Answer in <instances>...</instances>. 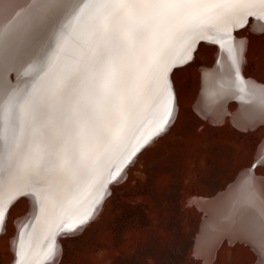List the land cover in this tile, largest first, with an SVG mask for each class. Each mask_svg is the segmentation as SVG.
Wrapping results in <instances>:
<instances>
[{"label":"snow or ice","instance_id":"1","mask_svg":"<svg viewBox=\"0 0 264 264\" xmlns=\"http://www.w3.org/2000/svg\"><path fill=\"white\" fill-rule=\"evenodd\" d=\"M37 7L46 10L39 29L43 74L22 98L14 89L0 100V225L22 196L38 207L61 205L71 216L75 190L102 175L96 146L119 122L103 153L107 167L122 154L145 97L154 87L167 91L166 57L175 42L194 50L209 30H236L248 17H264V0H46ZM164 114L156 135L169 123L168 104Z\"/></svg>","mask_w":264,"mask_h":264},{"label":"rangeland","instance_id":"2","mask_svg":"<svg viewBox=\"0 0 264 264\" xmlns=\"http://www.w3.org/2000/svg\"><path fill=\"white\" fill-rule=\"evenodd\" d=\"M256 31L245 25L236 34L247 39L245 71L264 82V30ZM218 61L217 45L205 41L192 60L176 69V121L138 150L124 181L113 182L99 216L78 232L56 235L62 254L51 264H209L206 253L196 252L207 215L198 199L226 191L243 170L264 176V159L257 155L264 145V124L243 128L229 115L217 122L198 110L202 69ZM30 207L27 197L10 207L9 231L0 238V264L18 263L12 246L18 234L15 221ZM223 240L213 264L257 262L246 242Z\"/></svg>","mask_w":264,"mask_h":264},{"label":"bare ground","instance_id":"3","mask_svg":"<svg viewBox=\"0 0 264 264\" xmlns=\"http://www.w3.org/2000/svg\"><path fill=\"white\" fill-rule=\"evenodd\" d=\"M44 3L46 0H0V100L14 89L19 91L22 98L31 87L32 81L43 74L44 67L39 63L41 42L39 29L45 23L46 10L37 6ZM246 26L262 32L264 17L257 13L252 18H247ZM239 29L227 32L209 30L205 33L204 40L192 46L194 50L188 49L179 40L175 42L166 57L169 69L165 74L167 91L161 87H154L145 97L143 108L126 130L121 144L122 154L108 163L107 167L103 153L112 135L118 131L119 122L112 126L104 142L96 146L95 153L100 158L97 172H102V175L99 176L96 185L88 186L87 182H82L75 190L77 202L71 216L64 215V208L61 205L54 206L42 202L38 207L32 198L27 197L31 201V207L27 215L15 221L18 225V234L12 245L19 264L54 263L62 254V241L56 235L78 232L88 221L97 217L104 199L113 188V182H122L129 174L127 167L134 163L135 156L141 148L139 145L145 139L150 138V142L156 136V123L160 116L165 115V104H168L171 110V115L165 116L169 121L166 129L176 121L179 104L174 87V73L182 64L193 59L203 42L217 45L219 61L216 66L202 69L198 110L206 116L210 115L217 122L226 120L229 115L233 123L243 128L264 124V82L250 77L245 71L248 44L246 38L237 37L236 31ZM66 103L70 104L71 100ZM232 107L236 110L232 111ZM133 150L135 155H132ZM257 155L264 159V145L262 152ZM257 155L255 153L256 157ZM118 170H122L121 175L113 180ZM261 178L264 176L259 178L253 170L246 169L235 183L217 197L198 199L199 206L207 215L197 240L196 252L199 254L201 252L202 255L206 253L204 257L209 259V264L211 262L213 264L211 260L225 238L246 242L258 255L255 263L264 264V181ZM100 183H103V187H100ZM24 198L22 196L15 202ZM5 217L6 222L0 225L1 239L3 234L9 231L6 226L10 217L9 210L6 211ZM80 219H84L85 222L78 224ZM73 225L76 226V230L68 232L66 226Z\"/></svg>","mask_w":264,"mask_h":264},{"label":"crops","instance_id":"4","mask_svg":"<svg viewBox=\"0 0 264 264\" xmlns=\"http://www.w3.org/2000/svg\"><path fill=\"white\" fill-rule=\"evenodd\" d=\"M254 173H255V172H254ZM235 182H236V181H235ZM235 182H234V183H235ZM216 197H217V196H216ZM213 198H215V197H213ZM250 248H251V247H250ZM251 249H252V248H251ZM254 252H255V251H254ZM255 253H256V252H255ZM256 255H257V253H256ZM257 258H258V255H257Z\"/></svg>","mask_w":264,"mask_h":264},{"label":"water","instance_id":"5","mask_svg":"<svg viewBox=\"0 0 264 264\" xmlns=\"http://www.w3.org/2000/svg\"><path fill=\"white\" fill-rule=\"evenodd\" d=\"M253 17V16H252ZM252 17H248V18H252Z\"/></svg>","mask_w":264,"mask_h":264}]
</instances>
